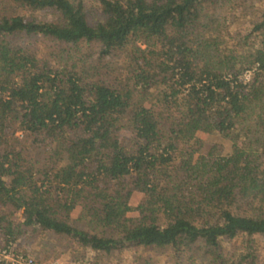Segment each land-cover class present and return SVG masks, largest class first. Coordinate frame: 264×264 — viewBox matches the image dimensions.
Instances as JSON below:
<instances>
[{
  "label": "trees",
  "instance_id": "1",
  "mask_svg": "<svg viewBox=\"0 0 264 264\" xmlns=\"http://www.w3.org/2000/svg\"><path fill=\"white\" fill-rule=\"evenodd\" d=\"M241 1L0 0V247L55 235L76 264L131 246L258 264L251 244L224 254L264 237V8L230 35Z\"/></svg>",
  "mask_w": 264,
  "mask_h": 264
},
{
  "label": "rangeland",
  "instance_id": "2",
  "mask_svg": "<svg viewBox=\"0 0 264 264\" xmlns=\"http://www.w3.org/2000/svg\"><path fill=\"white\" fill-rule=\"evenodd\" d=\"M264 8V0H245L241 1L239 5L227 9L221 13L223 21L229 31L230 35H238L249 29L250 23L254 21ZM30 48L36 51L38 55H42L48 41L43 38H31ZM252 75V72L245 73L244 79L247 80ZM21 135V133H18ZM205 140H218L223 144V153L227 154L231 150V141L228 139H218L217 136L208 134H199ZM142 194L135 192L130 200L132 207H135ZM75 208L71 213V222L75 225L79 223V217L81 214V198H77L75 201ZM128 215H136V211L129 212ZM22 245L28 246V241L23 238ZM42 244H35L34 250L28 254L34 255L42 262L63 260L72 261L75 260L74 256L79 255L80 252L73 248V245L68 244L67 240L60 238L59 236H48V238L41 240ZM256 247L258 252V264H264V237H238L232 241L227 242L224 245V254L227 257H238L240 253H243L247 245ZM78 253V254H77ZM80 256V255H79ZM88 264H211V257L204 254L203 249L192 248L190 250H183L181 253H176L170 248H152L144 246H131L121 250L112 252V254H90ZM84 261L83 258L80 262ZM83 263V262H82Z\"/></svg>",
  "mask_w": 264,
  "mask_h": 264
},
{
  "label": "built area",
  "instance_id": "3",
  "mask_svg": "<svg viewBox=\"0 0 264 264\" xmlns=\"http://www.w3.org/2000/svg\"><path fill=\"white\" fill-rule=\"evenodd\" d=\"M250 72L247 71L246 73ZM0 259H5L11 264H76L73 260L70 262L63 260L42 262L34 255L15 250V245L6 248L0 247Z\"/></svg>",
  "mask_w": 264,
  "mask_h": 264
}]
</instances>
